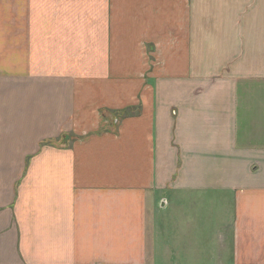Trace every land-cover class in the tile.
Returning <instances> with one entry per match:
<instances>
[{"label":"crops","instance_id":"0c3cea01","mask_svg":"<svg viewBox=\"0 0 264 264\" xmlns=\"http://www.w3.org/2000/svg\"><path fill=\"white\" fill-rule=\"evenodd\" d=\"M0 264H264V0H0Z\"/></svg>","mask_w":264,"mask_h":264}]
</instances>
